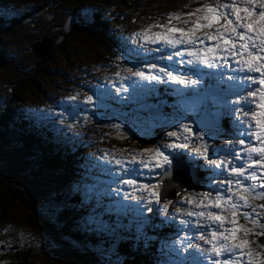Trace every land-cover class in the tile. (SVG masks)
Masks as SVG:
<instances>
[{"label":"rangeland","instance_id":"1","mask_svg":"<svg viewBox=\"0 0 264 264\" xmlns=\"http://www.w3.org/2000/svg\"><path fill=\"white\" fill-rule=\"evenodd\" d=\"M43 1L0 0V17L7 19L0 28V111L14 81L25 73L39 77L41 89L27 94L19 102L17 113L32 122L49 153L63 151L72 155L79 171L66 174L64 180L53 184L55 174L46 169L39 157L43 150L35 155L13 144H0V178L10 189L0 187V264H119L121 258L116 248L123 240L116 233H128L149 264H193L194 256L203 264H212L207 254L195 247L208 245L192 237L216 226L184 215L187 211H199L190 207L185 198L198 199L201 193L211 190L210 183L220 190V181L229 178L228 173L213 175L214 166L192 152L198 142L195 137L187 149L165 148L169 143L184 142L183 134L175 139L166 133L178 129L179 124L191 126L194 132L203 129L213 134L218 128L220 135L208 142L213 148H222L226 139L241 138L236 125L245 118L242 112L233 110V105L240 107L236 103L239 97L258 86L248 84L245 73L237 72L232 61L231 68L194 67L186 63L187 56L176 55L177 51L183 53L186 46L170 48L144 42L136 34L145 29L151 33L161 31L155 25H168L169 16L177 15L181 20H173L172 26L188 29L196 19L188 13L231 0H51L48 9L38 10ZM71 14L82 19L83 25L74 27L73 34H66L60 43H53L48 58L42 61L33 45L47 36L58 38L61 33L55 27L65 25ZM96 16L107 24L103 36L99 30L88 27ZM12 17L21 22L9 21ZM197 35L202 36L203 32ZM43 63L49 66L40 72L38 67ZM151 64L157 65L154 74L160 77L159 82L138 81L129 71L140 69L147 73ZM160 67L168 68L174 76L189 83L171 81L158 71ZM230 75L235 80H229ZM191 80L198 83L192 85ZM240 85L245 90L241 91ZM88 96L92 97V103H85ZM167 105L171 109H166ZM153 108L154 114L142 112ZM209 115L212 125L219 124L199 128L203 122L200 118ZM157 147L172 158V164L165 166L167 171L183 158L194 173L197 170L199 181L178 192L175 199L145 204L146 191L124 185L120 180L134 178L138 186L159 185L160 191L165 168L127 165L139 169L129 177L115 160L128 161L144 149ZM225 152L227 149L212 158L231 159ZM199 168L205 174L202 179ZM75 195L82 204L74 200ZM132 196L141 198V202L137 203ZM149 207L151 212L147 211ZM182 220L189 221V225L181 224ZM240 223L245 224L243 218ZM197 224L208 227L198 229ZM165 225L173 231L164 229ZM66 228L97 237L96 246L88 249L91 252L87 254L86 248L74 241ZM255 231L260 229L257 227ZM263 236L249 237L255 241L251 244L254 251L264 253ZM141 243L144 249L150 245L147 252ZM189 244L192 247H187Z\"/></svg>","mask_w":264,"mask_h":264},{"label":"snow or ice","instance_id":"2","mask_svg":"<svg viewBox=\"0 0 264 264\" xmlns=\"http://www.w3.org/2000/svg\"><path fill=\"white\" fill-rule=\"evenodd\" d=\"M187 15L196 17L188 29L172 26L173 20H181L177 15L169 16L168 25H155L161 31L151 33L149 29H145L143 33L136 35L142 37L144 42L164 44L170 48L186 46L183 53L177 51L176 55L187 56L186 63L194 67L203 65L209 69L231 68L230 61H232L237 65V72L245 73L244 79L247 83L258 87L255 90L248 89L246 96L239 97L236 103L240 104V107L233 105V110L242 112L245 118L236 125V133L241 138L226 139L222 148H213L208 142L214 141L220 135L218 128L213 134L203 129L194 132L191 126L179 124L178 129L166 133L169 138L179 139L180 134H183L184 138V142L165 145L167 149H187L195 137L198 142L192 148V152L214 166V176L227 172L229 177L220 181V190L214 189L210 183L211 190L201 193L198 199L192 196L186 197L185 202L199 211H187L184 215L195 217L197 221L207 220L211 225L216 226L208 228L206 233L198 231L192 237L208 245L207 248H202L200 244H196L195 247L200 253L207 254L212 264H264V253L254 251L251 244L255 241L249 239L253 235H264V223L261 222L264 220V203H252L257 200L264 201V0H231L230 3L196 8L193 13ZM199 32H203V35L198 36ZM171 58L170 56L169 59ZM147 67V73L140 69L135 71L129 69V71L138 81L159 82L160 77L154 74L157 65L151 64ZM158 71L175 83L183 85L189 83L183 77L174 76L168 68L160 67ZM228 79L235 80V76L230 75ZM190 83L195 85L198 81L191 80ZM123 90L128 91L127 88ZM240 90H245L243 85H240ZM69 99L74 100L75 97ZM85 103H92V97L88 96ZM245 105L249 106L245 107ZM116 127L120 126L116 125ZM245 136L247 138H244ZM225 149L227 152L224 154L231 159L226 161L224 158H212ZM115 164L123 167L125 174L131 177L139 169L128 168L127 165L165 168L167 171L165 166L172 164V158L157 147L144 149L134 154L128 161L116 159ZM120 183L146 191L148 197L143 200L145 204L160 201L159 185L138 186L134 178L121 179ZM132 199L137 203L141 202V198L137 196H132ZM168 203L170 204L171 201ZM167 207L168 205L165 204L164 211H167ZM147 211L151 212L152 208L149 207ZM176 212L180 213L181 209L177 208ZM241 218L245 224L240 223ZM189 223L187 220L181 221L183 225ZM247 224H251L252 227L246 226ZM196 227L199 229L208 226L197 224ZM257 227L260 229L259 232L255 231ZM187 247L192 245L189 244ZM261 248L264 249V245H261ZM213 257L215 259H212ZM193 264H203V262L194 256Z\"/></svg>","mask_w":264,"mask_h":264},{"label":"trees","instance_id":"3","mask_svg":"<svg viewBox=\"0 0 264 264\" xmlns=\"http://www.w3.org/2000/svg\"><path fill=\"white\" fill-rule=\"evenodd\" d=\"M50 1L51 0H44L43 2H41L39 6L37 5L38 6L37 9L38 10L48 9V7L50 6ZM54 2L56 1L54 0ZM6 21L7 19L5 17H0V28L3 27L2 25ZM9 21L15 22L20 20L12 17L11 19H9ZM104 21L105 20H103L101 16H96V18H94V20L90 23L88 27H90L92 30L93 29L99 30V33L101 34V36H103L105 35L104 34L105 26H107V24ZM82 23L83 20L78 19L76 16L75 27L80 28L81 25H83ZM89 31L91 32V30ZM73 32L71 33L73 34ZM64 45L65 43H63L62 46H60V48H63ZM48 66H49L48 63L47 64L43 63L40 67H38V71L40 72L45 71ZM37 75H39V73ZM41 82L42 80H40L39 77L31 73H25L24 77L22 76L21 78L13 82V85L10 88V96L6 102V105L2 108V111H0V144H4V143L13 144L22 148L26 153H31V154L39 153L40 150H43V153L39 155V157L44 162L46 169L51 170L52 173L55 174L52 177V180L54 182L53 184H55V182L60 183L62 180H64L62 178L65 177L66 174L72 175L75 174L76 171H79V169H77L78 167L71 160L72 155H69L68 153H63V151L49 153V151H47L48 148L43 147L41 141L42 139L39 137V132L37 129H35L32 126V122L29 119L17 113V106L19 102L23 100V98L30 92H34L35 90L41 89ZM166 107H167L166 109H171L169 108L168 105ZM199 175L201 179L205 176L204 171L201 168H199ZM0 187L5 189L9 188L4 184V181L1 178H0ZM8 190L10 191V189ZM77 196L78 195L74 196V200L79 204L80 203L82 204L81 199H79L80 197L78 196L79 198H76ZM83 205L87 206L88 204L85 203ZM61 211L62 210H60V212ZM36 215L38 216L37 213ZM47 222L51 224L49 220ZM154 222L156 223L157 219H155ZM164 227H165L164 229L168 231H173L172 228L170 227L168 228L166 225ZM66 231H68L67 233L69 235L71 232L74 241L76 240L78 244L83 245L86 248V250L84 251L87 252V254L89 253L88 251H90L88 249L95 247L97 244L96 240L98 238L97 237L95 238V236L89 237L88 234L78 229H75L74 231L71 229L70 230L67 229ZM114 235L117 236L119 239L123 240L118 243L116 248L119 251L117 254H119L121 258L118 261L119 264H149V262L143 260V256L140 254V247L133 245L135 241L131 238L130 235H128V233H124V234L116 233ZM139 238L140 237H137V239ZM263 242H264V236H263ZM139 245H143V244L141 243ZM153 245L155 244H152V246ZM135 247H137L136 250L134 249ZM142 247L144 249V245ZM148 248H150V245H148L147 249ZM147 249H144V252H147L146 251Z\"/></svg>","mask_w":264,"mask_h":264},{"label":"water","instance_id":"4","mask_svg":"<svg viewBox=\"0 0 264 264\" xmlns=\"http://www.w3.org/2000/svg\"><path fill=\"white\" fill-rule=\"evenodd\" d=\"M75 26L76 17L75 15L71 14V16L68 17L65 25L55 27V29L61 33L58 38L52 39L47 36L42 40L37 41L33 45L35 54L41 57L42 61H45L49 56L48 51L51 49L53 43H60L63 40L64 36L70 33ZM155 112L156 110L154 108L143 111V113L147 114H154ZM200 119L203 122L199 123V128H209L208 124L211 125V128H214L219 124L218 122H215L213 123L214 125H212V117L210 115L202 116ZM160 180L163 182V184L161 185L162 188L160 190L161 201H164L166 199H175L178 192L185 190L189 186L196 185L199 181L197 177V170L194 173L190 166L186 164V161L183 158H180V161H176L173 166L162 175Z\"/></svg>","mask_w":264,"mask_h":264}]
</instances>
